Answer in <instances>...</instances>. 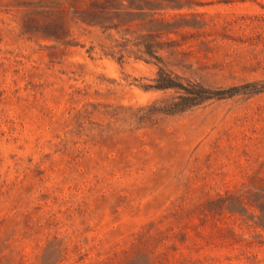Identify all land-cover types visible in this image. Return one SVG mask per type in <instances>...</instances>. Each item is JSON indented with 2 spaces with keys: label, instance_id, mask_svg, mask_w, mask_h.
<instances>
[{
  "label": "rangeland",
  "instance_id": "obj_1",
  "mask_svg": "<svg viewBox=\"0 0 264 264\" xmlns=\"http://www.w3.org/2000/svg\"><path fill=\"white\" fill-rule=\"evenodd\" d=\"M0 264H264V0H0Z\"/></svg>",
  "mask_w": 264,
  "mask_h": 264
},
{
  "label": "trees",
  "instance_id": "obj_2",
  "mask_svg": "<svg viewBox=\"0 0 264 264\" xmlns=\"http://www.w3.org/2000/svg\"><path fill=\"white\" fill-rule=\"evenodd\" d=\"M152 88L159 91L178 90L182 93L179 95L178 101H173L168 105V109L161 112L167 115L194 108L205 100L223 98L227 95V93L212 91L195 84L183 85L177 83L175 79L163 69L159 71L155 79V85Z\"/></svg>",
  "mask_w": 264,
  "mask_h": 264
}]
</instances>
